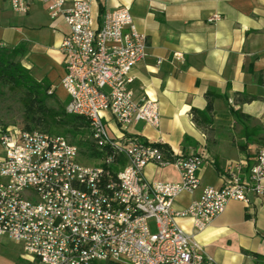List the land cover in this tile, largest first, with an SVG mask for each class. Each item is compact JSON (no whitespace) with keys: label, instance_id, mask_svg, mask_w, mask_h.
Segmentation results:
<instances>
[{"label":"built area","instance_id":"obj_1","mask_svg":"<svg viewBox=\"0 0 264 264\" xmlns=\"http://www.w3.org/2000/svg\"><path fill=\"white\" fill-rule=\"evenodd\" d=\"M7 1L19 14L39 1L51 19L63 18L68 27L59 46L65 112L83 116L97 147H109L112 154L86 165L78 147L63 135L14 128L0 133V236L19 243L39 264H214L176 219L188 217L201 231L229 200L248 204L249 194L264 196V146L251 164L230 162L221 187L205 185L189 205L174 209L179 194L201 186L204 155L166 156L162 144L131 133L138 120L158 127L160 111L155 99L133 97L131 69L145 59L147 39L130 12L117 8L98 19L87 0L68 6V0ZM105 112L117 128L113 136ZM115 155L125 163L112 172ZM148 164L172 165L179 181H147L143 170Z\"/></svg>","mask_w":264,"mask_h":264},{"label":"crops","instance_id":"obj_2","mask_svg":"<svg viewBox=\"0 0 264 264\" xmlns=\"http://www.w3.org/2000/svg\"><path fill=\"white\" fill-rule=\"evenodd\" d=\"M87 1L98 19L105 11L126 8L137 31L146 36L147 55L132 67L130 87L135 100L147 96L158 102L160 122L153 127L138 120L131 133L174 153L204 155L201 186L179 194L174 209L189 205L205 185L221 187L230 162H253L264 146V0ZM212 16L218 19L209 21ZM67 33L63 18L51 19L42 2L19 14L7 0H0V46L24 44L23 65L37 80H48L53 92L54 84L62 88L64 60L59 46ZM210 90L218 97L207 119L198 117L196 122L191 110L205 109V93ZM63 96L67 103L64 90ZM104 121L115 135L117 128L107 112ZM143 174L150 182L179 181L172 165L148 164ZM176 221L214 264H264V196L249 194L248 204L229 200L201 231L188 217ZM0 264L39 262L19 243L0 236Z\"/></svg>","mask_w":264,"mask_h":264},{"label":"trees","instance_id":"obj_3","mask_svg":"<svg viewBox=\"0 0 264 264\" xmlns=\"http://www.w3.org/2000/svg\"><path fill=\"white\" fill-rule=\"evenodd\" d=\"M24 44H19L14 47L0 46V84L8 86L11 89L21 91L20 102L23 106V117L26 123L24 129L32 130L35 126H43L49 133L63 135L70 133L74 143L81 154L87 155V158L97 162L102 157L112 154V149L109 147L99 149L91 138L87 120L80 115L65 112L64 107L58 109L48 105V100L55 97V93L51 90V84L48 80H37L28 68H26L18 57L25 54ZM50 91V93H48ZM207 104L204 110L192 108L193 118L198 122V117L207 119V114L212 110V101L218 97L213 91L205 93ZM236 114V113H235ZM239 116L243 114L239 113ZM247 117V116H244ZM54 128H61V132H55ZM55 132V133H53ZM258 130L254 133L257 136ZM160 149L166 156L170 155V149L164 145H159ZM116 164L110 166V170L115 172L118 166L125 163L123 156L115 155ZM256 257L257 254H253ZM108 264H119L109 261Z\"/></svg>","mask_w":264,"mask_h":264},{"label":"rangeland","instance_id":"obj_4","mask_svg":"<svg viewBox=\"0 0 264 264\" xmlns=\"http://www.w3.org/2000/svg\"><path fill=\"white\" fill-rule=\"evenodd\" d=\"M19 61L24 64L22 57H18ZM48 62V61H46ZM54 93L55 97H52L48 100V105L52 108L58 109L60 107H64V96L62 88L54 84ZM21 91L14 90L9 88L8 86L0 84V133L5 132L8 129H24L25 125L31 126L30 123H26L23 117V106L20 102ZM36 130H41L48 132L43 126H35L33 127ZM52 130H56L55 132H61V128H54ZM109 133L112 134L113 130L108 129ZM53 132V133H55ZM49 133V132H48ZM69 141H74L70 133H64ZM1 146V145H0ZM2 148V146H1ZM3 149V148H2ZM80 160L82 163L86 165H92L96 162L90 158H87V155L81 154ZM153 220H150V224L152 226ZM3 242H9L6 239H2ZM98 264H108L105 261L99 262Z\"/></svg>","mask_w":264,"mask_h":264}]
</instances>
